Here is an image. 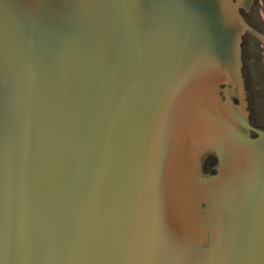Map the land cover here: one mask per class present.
I'll return each instance as SVG.
<instances>
[{"label": "water", "instance_id": "obj_1", "mask_svg": "<svg viewBox=\"0 0 264 264\" xmlns=\"http://www.w3.org/2000/svg\"><path fill=\"white\" fill-rule=\"evenodd\" d=\"M246 1L0 0V264H264Z\"/></svg>", "mask_w": 264, "mask_h": 264}, {"label": "flooded vegetation", "instance_id": "obj_2", "mask_svg": "<svg viewBox=\"0 0 264 264\" xmlns=\"http://www.w3.org/2000/svg\"><path fill=\"white\" fill-rule=\"evenodd\" d=\"M240 12L258 32L244 34L243 59L249 119L254 127L264 128V0H247Z\"/></svg>", "mask_w": 264, "mask_h": 264}, {"label": "rangeland", "instance_id": "obj_3", "mask_svg": "<svg viewBox=\"0 0 264 264\" xmlns=\"http://www.w3.org/2000/svg\"><path fill=\"white\" fill-rule=\"evenodd\" d=\"M236 90H237V96H238V101H239V107L245 112H247L248 107H247V104L243 101L242 91L240 89H236Z\"/></svg>", "mask_w": 264, "mask_h": 264}]
</instances>
